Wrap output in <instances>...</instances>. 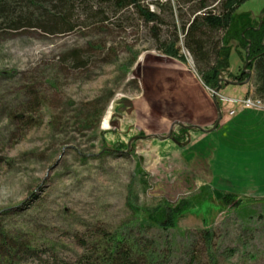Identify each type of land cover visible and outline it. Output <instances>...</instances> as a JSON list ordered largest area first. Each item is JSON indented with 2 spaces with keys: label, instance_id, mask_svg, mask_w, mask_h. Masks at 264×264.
I'll use <instances>...</instances> for the list:
<instances>
[{
  "label": "rangeland",
  "instance_id": "374dc122",
  "mask_svg": "<svg viewBox=\"0 0 264 264\" xmlns=\"http://www.w3.org/2000/svg\"><path fill=\"white\" fill-rule=\"evenodd\" d=\"M105 1L69 0L65 30L50 5L17 30L0 18V232L31 248L15 262L77 264L120 232L137 256L151 245L155 264H264V128L215 133L194 149L154 139L125 149L179 122L172 88L158 98L156 69L176 63L161 49L172 43L197 75L185 33L220 0H144L152 24ZM263 9L264 0H246L238 12ZM230 63L234 73L236 55ZM163 81L160 90L172 86ZM254 91L252 74L246 86H223L217 104L229 116L258 111L234 103ZM182 200L190 207L173 229L130 228L136 209L144 222Z\"/></svg>",
  "mask_w": 264,
  "mask_h": 264
},
{
  "label": "trees",
  "instance_id": "16d2710c",
  "mask_svg": "<svg viewBox=\"0 0 264 264\" xmlns=\"http://www.w3.org/2000/svg\"><path fill=\"white\" fill-rule=\"evenodd\" d=\"M69 0H0V18L9 23L8 28L17 30L20 25L29 26L31 22L29 15L45 11V6H52L48 11L54 19L53 22L63 26V6ZM109 1L115 12L131 8L141 15L147 24L154 23L155 15L145 9L144 0H106ZM246 0H220L218 11H211L194 17L188 25L185 33V48L196 59L197 75L204 87L214 90L218 87L219 79L226 75L233 82L240 83L247 79L243 72V66L248 61L247 70L254 75V96L258 99L264 98V17L262 25L258 28L261 19L249 13H239L238 9ZM55 3V4H54ZM32 10V12H31ZM264 15V9L262 11ZM28 16V17H24ZM54 23V24H55ZM11 24V25H10ZM66 32V31H65ZM68 32V30H67ZM208 33L217 35V41L210 42ZM210 47L209 49H206ZM248 47V52L246 51ZM164 56L172 59L182 60L179 51L174 49L170 43L168 47L161 49ZM234 54L237 57L238 65L234 73L230 72V57ZM212 57V61L209 58ZM184 63V62H183ZM203 66L200 67L199 64ZM183 135L184 129H178ZM143 136V135H141ZM176 142L181 143L182 137L174 136ZM127 149V147H125ZM222 199V198H221ZM224 200L225 206H229V201ZM190 207L186 200L179 201L175 205L163 204L152 209L145 215V221H140L141 210L136 209L134 217L130 221V228L133 229H173L183 214ZM127 237L118 232L110 236V239L103 241L99 249V255L83 254L79 257L77 264H155L158 256L154 253V248L146 247L144 255L137 256L135 251L138 245L133 242V246L128 245ZM30 252L28 246L17 245L11 239L0 232V264H19L15 258L19 252ZM101 250V251H100ZM95 252V251H94ZM156 253V252H155Z\"/></svg>",
  "mask_w": 264,
  "mask_h": 264
},
{
  "label": "crops",
  "instance_id": "0c3cea01",
  "mask_svg": "<svg viewBox=\"0 0 264 264\" xmlns=\"http://www.w3.org/2000/svg\"><path fill=\"white\" fill-rule=\"evenodd\" d=\"M164 66L166 67H158L156 69L158 98H160L161 94L165 95L166 90L172 88L174 101L177 104L178 114L180 115L178 121L187 126L211 129L216 123L217 113L212 105V100L202 87L199 77L178 60L173 65ZM163 80H170L172 86L160 90L161 83H165ZM231 110L233 111L230 106L225 110H220L221 120L216 129L210 133L195 130L188 131L190 142L184 147H178L186 150L193 146L192 148L194 149L200 145L203 139H216L215 133L231 134L232 132H237V129L258 130L264 128V110H241V108H238L235 115L229 116L228 113ZM171 126L172 124H170L168 131ZM163 135H166L165 132L161 136Z\"/></svg>",
  "mask_w": 264,
  "mask_h": 264
},
{
  "label": "water",
  "instance_id": "95a60500",
  "mask_svg": "<svg viewBox=\"0 0 264 264\" xmlns=\"http://www.w3.org/2000/svg\"><path fill=\"white\" fill-rule=\"evenodd\" d=\"M264 17L263 14H261L259 16V18L261 19V21L259 22V25H258V28L262 25L263 21H262V18ZM246 51L248 52V47L246 49ZM247 65H248V61H246L245 65L243 66V72L247 75V79L243 82H240V83H236V82H231V81H228L226 79H219L218 81V87L216 89H214L212 91V102L215 106V108L217 109V120H216V123L214 124V126L211 128V129H202L200 127H195V126H187L181 122H174L171 126V129L169 130L168 134L167 135H164V136H159V135H152V136H145V137H140V136H136V137H133L129 140L128 142V145H127V152L130 151L131 149V144L135 141H138V140H150V139H154V140H159L161 142L163 141H171L173 143H175L176 145L178 146H181L180 143L176 142V140L174 139L173 137V132L175 130V128H181V129H184V130H187V131H200V132H203V133H210L212 132L213 130L216 129V127L218 126L220 120H221V111H220V108L217 104V99H216V95L222 90V87L223 86H246L250 80H251V77H252V72L248 71L247 70ZM189 142V141H188Z\"/></svg>",
  "mask_w": 264,
  "mask_h": 264
},
{
  "label": "built area",
  "instance_id": "2783aa9c",
  "mask_svg": "<svg viewBox=\"0 0 264 264\" xmlns=\"http://www.w3.org/2000/svg\"><path fill=\"white\" fill-rule=\"evenodd\" d=\"M233 102V101H232ZM234 103H237L240 107H246L248 109H260L264 110V104L261 100L256 99V98H251L247 100H241V101H234Z\"/></svg>",
  "mask_w": 264,
  "mask_h": 264
},
{
  "label": "flooded vegetation",
  "instance_id": "af4514ba",
  "mask_svg": "<svg viewBox=\"0 0 264 264\" xmlns=\"http://www.w3.org/2000/svg\"><path fill=\"white\" fill-rule=\"evenodd\" d=\"M177 136L178 137L180 136V137H182V139H184L183 143L188 139V137H187V131L183 135H181L180 133H177Z\"/></svg>",
  "mask_w": 264,
  "mask_h": 264
}]
</instances>
